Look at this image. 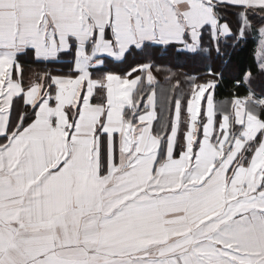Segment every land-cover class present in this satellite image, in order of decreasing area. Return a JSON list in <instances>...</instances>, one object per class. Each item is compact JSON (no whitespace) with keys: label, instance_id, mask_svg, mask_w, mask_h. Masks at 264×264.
Returning <instances> with one entry per match:
<instances>
[{"label":"snow or ice","instance_id":"6c2138e0","mask_svg":"<svg viewBox=\"0 0 264 264\" xmlns=\"http://www.w3.org/2000/svg\"><path fill=\"white\" fill-rule=\"evenodd\" d=\"M0 264H264V0H0Z\"/></svg>","mask_w":264,"mask_h":264},{"label":"trees","instance_id":"16d2710c","mask_svg":"<svg viewBox=\"0 0 264 264\" xmlns=\"http://www.w3.org/2000/svg\"><path fill=\"white\" fill-rule=\"evenodd\" d=\"M231 19V17H229ZM257 49V39L255 36L249 37L248 43L244 46V50L240 53V59L243 61L244 64H252L256 61L255 53ZM26 63V72L27 69L30 67L32 71H44V70H54L55 67H59V64L55 65H44V64H30L28 67L27 62ZM160 67L162 71L160 73H157L158 78L161 80V82L164 81V77L166 73L169 72H179V73H188L193 75H202L205 71V68L203 66H196V67H183V66H177L173 63L168 62L167 60L162 61L160 63ZM229 85L227 82L225 85L217 89V95L219 98H223L227 95L226 88Z\"/></svg>","mask_w":264,"mask_h":264},{"label":"crops","instance_id":"0c3cea01","mask_svg":"<svg viewBox=\"0 0 264 264\" xmlns=\"http://www.w3.org/2000/svg\"><path fill=\"white\" fill-rule=\"evenodd\" d=\"M256 37V36H255ZM256 39H257V48H258V43H259V37H256ZM255 58H257L256 57V53H255ZM30 65L28 64V67H29ZM52 70L51 71H67V68L63 65V64H59V67H55V69L56 70H54L53 68H51Z\"/></svg>","mask_w":264,"mask_h":264},{"label":"rangeland","instance_id":"374dc122","mask_svg":"<svg viewBox=\"0 0 264 264\" xmlns=\"http://www.w3.org/2000/svg\"><path fill=\"white\" fill-rule=\"evenodd\" d=\"M256 37H258V36H256Z\"/></svg>","mask_w":264,"mask_h":264}]
</instances>
